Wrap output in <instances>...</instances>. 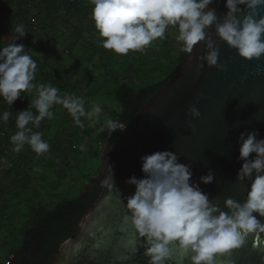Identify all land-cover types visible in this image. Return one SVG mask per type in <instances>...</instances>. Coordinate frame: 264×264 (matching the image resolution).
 I'll return each mask as SVG.
<instances>
[{"label": "clouds", "instance_id": "9594fccd", "mask_svg": "<svg viewBox=\"0 0 264 264\" xmlns=\"http://www.w3.org/2000/svg\"><path fill=\"white\" fill-rule=\"evenodd\" d=\"M90 3L94 6L92 20L102 37L100 46L115 54L143 53L154 41L164 40L166 30L172 26L178 31L175 39L182 44V52L191 53L194 46L203 42L206 52L198 59L223 71L218 64L219 48L205 31L215 25L217 36L241 58L258 60L264 55V15H260L264 0H226L228 11L222 22H218L215 9L205 11L213 0H90ZM240 5L245 7L241 9ZM258 15L260 18L256 19ZM14 32L12 43L0 48V98L12 106L22 93H35L36 98L28 108L17 112V131L10 136V142L16 153L27 144L40 156L49 151L50 145L43 139V133L33 128H39L45 118L53 119L55 105L66 109L80 128L85 127L84 121L99 123L102 108L99 103H92L86 110L82 97L61 95L51 83H34L37 63L25 46L16 42L27 31L19 24ZM189 111L193 118L200 116L196 107ZM10 116L5 110L0 120L6 123ZM123 128L118 121L107 119L98 132L110 136ZM258 135L255 130L240 134L239 159L244 162L237 180L249 179L251 185L243 203L233 198L224 201L227 211L212 203L198 183L190 182V166L178 163L173 152L157 151L141 157L144 178L132 176L126 181L135 186V192L127 197L125 207L129 214L124 220L130 221L139 239L143 238L148 264H166L172 256L169 247L172 244L190 254L191 264H232L218 261L217 256L240 249L250 235L264 234V221L254 215L264 217V139H257ZM79 148L84 151L85 145L80 144ZM253 153L254 158L249 159ZM213 179L210 172L200 182L209 184ZM261 260L264 264V256Z\"/></svg>", "mask_w": 264, "mask_h": 264}, {"label": "water", "instance_id": "95a60500", "mask_svg": "<svg viewBox=\"0 0 264 264\" xmlns=\"http://www.w3.org/2000/svg\"><path fill=\"white\" fill-rule=\"evenodd\" d=\"M225 4L226 0H213L205 11L215 9L222 22L228 11ZM205 31L219 48L218 64L224 70L198 59L206 52L203 42L185 54L172 78L142 103L126 126L122 124L118 152L113 156L103 144L100 155L105 162L96 176L99 195L46 264H148L143 238L124 220L129 214L127 197L135 192V186L126 181L132 176L144 178L141 157L157 151H171L178 163L189 165L190 182L198 183L222 210L227 211L224 201L228 198L241 203L246 199L251 180H237L244 162L239 159L238 140L241 133L253 130L259 133L257 139H264V55L245 60L217 36L215 25ZM192 107L199 110L198 118L190 115ZM254 156L250 154L249 159ZM210 172L213 181L201 183L200 178ZM169 247L172 256L166 264H191L190 254L175 244ZM262 256L264 234L250 235L244 246L229 255H218L217 260L262 264ZM10 258L12 255L5 264Z\"/></svg>", "mask_w": 264, "mask_h": 264}, {"label": "trees", "instance_id": "16d2710c", "mask_svg": "<svg viewBox=\"0 0 264 264\" xmlns=\"http://www.w3.org/2000/svg\"><path fill=\"white\" fill-rule=\"evenodd\" d=\"M93 7L90 0H0V48L12 43L16 35L14 32L15 26L23 24L27 33L25 37L16 42L18 44H23L26 51L37 63L38 71L34 83H51L60 90V94L61 92L66 94V92L69 91L72 95L82 98L85 97L86 100L84 102H86V110L90 109L92 105L90 102H94L96 99L101 102H106V100H103L105 98L102 99L103 101L101 98H97L100 94V89L98 87V90L95 92L94 87H89L90 84H95L94 81H98L103 74L99 72L97 77H88L85 84L87 83L86 88L89 92L87 91L84 93L80 84L78 88L74 86V84L78 82L69 80V73L65 67L61 66L62 61H60L61 58L58 59V57L67 56L68 52L74 50L76 45H79V51L81 48L82 50L92 52L96 49V39L91 35V33H94L97 35V55L99 54L101 58L97 65L91 68L85 66L84 69H87L88 72H92L93 70H99L100 65H107L106 62H103V54H105L104 51H106V49L100 46L102 37H100L96 30L94 21L91 20L92 18L89 19V17H87L89 14H92ZM64 15L67 19L63 18ZM70 26L73 29V36H76L74 41L65 34L67 31H64L65 28ZM84 27H86L87 34H85L86 31H84ZM87 27L89 28L87 29ZM170 28L176 37L178 35L177 29L172 26H170ZM1 31H7L6 35H8V37L5 35L6 39ZM87 35L88 37H86ZM42 37H46L47 39ZM164 41V43L167 44L166 47L165 45L157 44L154 49L158 46L164 47L165 50L167 47L168 49L174 47L172 38L169 39L166 37ZM177 44L179 51L176 58L174 57V60L173 58L169 60L170 57H164L163 61L159 62L161 67H163L164 64L168 67L166 70L167 72L165 74H161L162 72L158 73L159 77L150 82L143 80V82H147L141 86H139V84L143 82H136L134 79L129 80L130 78L127 76V71H129L128 68H122V74L124 75L119 74V76H116V74L111 73L110 70L104 73V75L110 77L106 80H110L115 84V88L111 93L109 92L110 90L107 89L104 91V95H110L119 105V110L117 112L111 111L108 116V113L105 114L107 116L103 117L105 121L107 120L106 118H110L126 126L132 117L136 115L142 103L149 99L158 88L166 84L172 78L178 63L186 54L181 51L182 44L178 41ZM109 53L116 59L117 63L120 62L122 65L142 66L146 63L142 62L143 58H140L139 54L135 57L136 59L132 58L131 60L129 57H127V59H121L112 50H109ZM141 54L145 55V53ZM153 67L154 66H151V71L154 70ZM95 85L97 86V84ZM35 98L34 92H24L21 94V98L15 101L12 106L7 105L4 100L0 98V115H2L5 110L11 113L10 119L6 123L0 120V166L6 164L9 166L8 169L10 171H14L15 175L19 173L14 169L19 163L21 154L12 151L11 147H13V145L10 142V136L17 131L15 123L17 112L27 109L29 103L34 101ZM106 107L108 108L109 105H106ZM102 108H104V106H102ZM63 110L67 112V110L60 105H55L52 109L54 113L58 111L62 115ZM32 111L35 113L34 108ZM69 119L73 121L72 117L68 118V121ZM44 120L47 122L48 119L45 118ZM86 122L88 121H84V123ZM104 123L102 125H104ZM99 128L100 126L94 127L93 129L85 126L82 128L80 135L83 139H88L87 137L90 136L87 130H92L96 145L106 143L109 152L114 156L118 152V144L122 130H117L109 136L107 132L99 133ZM45 130L46 125L44 121H42L39 128H33V131H39L41 133H45ZM51 147L54 152V150H56V144L53 143ZM74 147L75 145L73 144L72 148ZM24 148L27 153L29 152L34 155L27 144ZM100 159L103 164L105 160L101 155ZM5 160L7 163L2 162ZM6 174L9 175L8 173ZM100 177H102V175ZM0 178H2V175H0ZM86 181L88 182L84 183L79 193L73 198L64 199L54 205H47L41 202L33 205L31 216H28L29 224L25 226L22 231V241L15 250L2 256L0 264L3 263V260H7L9 255H12V258L8 260L9 264H46L58 243L71 235L75 223L99 195L100 185L98 179L88 175ZM1 230L2 225L0 226V231Z\"/></svg>", "mask_w": 264, "mask_h": 264}, {"label": "rangeland", "instance_id": "374dc122", "mask_svg": "<svg viewBox=\"0 0 264 264\" xmlns=\"http://www.w3.org/2000/svg\"><path fill=\"white\" fill-rule=\"evenodd\" d=\"M171 31L172 30L169 26L168 30H166L168 38L172 35L170 33ZM1 32L4 36L7 33V31ZM6 36L8 37V35ZM6 36L4 37L5 39ZM42 38L45 39L46 37ZM160 42V40L157 41L158 44ZM151 49H154L153 45ZM84 51L86 50H82L80 48V52ZM147 51L149 50L147 49ZM178 51V44L169 49L167 47L166 50L164 47L158 46L154 52L150 51L149 54L153 56V58L148 63L142 65L143 67L131 66L127 64L122 65L120 62L117 63L116 59L111 55V53H109V50L104 51L105 54H103V62H106L107 65H100L99 70H97L96 73L101 72L103 75L98 81H94L100 89V94L97 98H101V100L105 98L103 100H106L107 105H109L108 108L105 105L104 108H102V113L100 114L102 115V119L103 113H108V116L111 111L117 112L119 110L118 103L114 101L110 95H104V91L107 89L110 90L109 92L111 93V91L115 88V84L112 81L106 80L110 77H108V75H104L105 72L110 70L111 73L119 76V74L124 75L122 74V68H128L129 71H127V76H129V80L134 79L136 82H143V80H147L150 82L159 77L158 73L162 72L161 74H165L167 72L166 70L168 67L165 64L161 67L159 62L163 61L164 57H170L169 60L172 58L174 60V57L176 58L178 55ZM73 55H75V52ZM60 58V61L63 63V61L67 60L68 57L65 55L58 57V59ZM82 62L86 63L84 60ZM78 64L80 65L81 63ZM62 65L63 64H61V66ZM152 65H154V70L152 69L153 71L149 68V66ZM147 81L139 84V86L143 85ZM86 84L85 86L81 85L83 90L86 89ZM95 84H90L89 87L93 88L96 86ZM74 86L78 88L80 85L75 83ZM63 94L64 93L61 92V95ZM66 94H70V92L68 91ZM90 103L92 104L94 102ZM70 117L71 116L63 110V115L57 111L54 113L53 119H48L47 122L43 120L46 125V130L44 131L45 133H43V139H45L50 145L49 151L41 154L44 157V161L41 159V162H34L31 160L32 154L29 152L27 153L26 149L23 148V150L18 153H23V155L21 158L19 157L20 160L18 158L19 163L14 169L19 172L18 175H15L14 171H10L8 169L9 166L6 164H2L0 166V175H2V178H0V226L2 225V230L0 231V259L5 254L15 250L22 241V231L23 228L29 224L28 216H31V209L33 208V205H36L38 202L45 203L47 205H54L64 199L75 197L80 190V178L83 176L87 177L89 174L97 172L98 167L100 166V152L103 147L100 148L98 144H91L89 146V144L86 143L80 135L82 128L76 126L72 120L69 119L68 121V118ZM87 124L88 127H91L89 123ZM95 126L97 127L96 124ZM87 133L91 138L90 139L88 137L87 140H89V142L94 141L95 137L92 130H87ZM53 143L56 144V150H54V152L51 147ZM94 143L96 142L94 141ZM73 144L75 145L74 148H72ZM80 144L85 145L84 151L80 150ZM11 148L13 151V147ZM49 160L54 164L53 166L49 164ZM60 168L61 173L58 172ZM54 170H56L55 173H58L57 176L55 174L54 176L53 174L51 175ZM38 172H40L39 175L37 174ZM97 174L94 177H96ZM62 175L66 176V178L64 179ZM87 182L88 181L85 183ZM10 256L11 255H9L8 258ZM5 263L6 260H3L2 264Z\"/></svg>", "mask_w": 264, "mask_h": 264}, {"label": "crops", "instance_id": "0c3cea01", "mask_svg": "<svg viewBox=\"0 0 264 264\" xmlns=\"http://www.w3.org/2000/svg\"><path fill=\"white\" fill-rule=\"evenodd\" d=\"M87 17H89V19H91L90 17H92V15L91 14H89V16H87ZM63 18L64 19H67L66 18V16L64 15L63 16ZM92 20V19H91ZM89 27H87V29H88ZM84 29V31H86V27H84L83 28ZM168 30V29H167ZM64 31H67V33H65V34H67V36L69 37V38H71L73 41L76 39V36H73V29H72V27L70 26V27H68V28H65V30ZM88 32L86 31V33L85 34H87ZM167 33V32H166ZM166 33H165V37H168V35H166ZM172 35V37H170L169 36V39H171L172 38V40L173 41H175L173 44H174V46L177 44V41H176V39H174V37H175V35H174V33L171 31L170 32ZM168 34V33H167ZM91 35L93 36V38L94 39H96V44H95V48L96 49H94L92 52L91 51H84V52H80L79 51V45H76L75 46V48H74V50H72V51H70V52H68V54H67V60H65V61H63V67H65L66 68V70L68 71V73H69V80H72V81H74V82H78V84H80V85H82V86H85V81L88 79V77H90V76H93V77H97L98 75H99V73H96L97 72V70H93L92 72H88L87 71V69H84V67L85 66H88L89 68H91L92 66H94V65H97V63H98V61L100 60V55L98 54L97 55V35L96 34H94V33H91ZM73 36V37H72ZM86 37H88V35L86 36ZM158 41V40H157ZM157 41H154L153 43L154 44H152L153 45V48H155V46L158 44L157 43ZM161 42L159 43V44H162V45H165V47L167 46V44L166 43H164L165 41L164 40H160ZM151 45V46H152ZM151 46L148 48V50L149 51H145V52H143V53H145V55H143V54H141V52H132V51H130L129 52V54L128 55H126V56H122V55H119V54H117L121 59H127V57H129V58H131V60H132V58H134V59H136L135 57H137L138 56V54H139V57L140 58H143V60H142V62H146V63H148L152 58H153V56H151L149 53H150V51H155L156 49H151ZM75 52V55H73V53ZM85 61L86 63H83L82 61ZM78 63H81L80 65L78 64ZM145 63V64H146ZM152 66H154V65H152ZM149 68L151 69V66H149ZM88 73H90V74H88ZM96 90H98V88H97V86H95L94 87V92L96 91ZM88 91V89L86 88L85 90H84V93L85 92H87ZM89 92V91H88ZM83 99H84V101L86 100V98L85 97H83ZM94 103H101V108H102V106H106L107 105V103L106 102H101V101H98L97 99H96V101H94ZM85 105H86V102H85ZM108 106V105H107ZM102 113V112H101ZM105 114H107V113H103V117L105 116V117H107ZM106 119H108V118H106ZM105 122V119L103 118L102 119V115H100V118H99V123H97L96 125H97V127H101L102 126V124ZM88 122H86L85 123V126H87L88 124H87ZM89 124L91 125V129H93L94 127H96L95 125H92L91 124V122H89ZM88 127V126H87ZM85 137H87V136H85ZM88 138V137H87ZM90 138V137H89ZM84 141L86 142V143H88L89 144V146L91 145V144H96V143H94V141H90L89 142V140H87V139H84ZM22 155H23V153H21V157H22ZM44 161V157L41 155V156H37V154L36 153H34V155H31V160H33L34 162L35 161H42V160ZM50 161V160H49ZM48 161V162H49ZM40 162H37V163H40ZM49 164H51L52 166L54 165L53 163H51V161L49 162ZM101 166H102V162H100V166L98 167V170H97V172H95V173H93V174H89V176L91 175V176H95L98 172H99V170H100V168H101ZM56 172V170H54V172H52L51 173V175L53 174V176H54V174L57 176V174L58 173H55ZM58 172H60L61 173V168H60V170L58 171ZM38 175L40 174V172H38L37 173ZM64 177V179L66 178V176H63ZM73 179V178H72ZM81 179V182H80V184H81V186H80V189L82 188V186L84 185V183L86 182V177L85 176H83L82 178H80ZM78 183H79V181H78Z\"/></svg>", "mask_w": 264, "mask_h": 264}, {"label": "built area", "instance_id": "2783aa9c", "mask_svg": "<svg viewBox=\"0 0 264 264\" xmlns=\"http://www.w3.org/2000/svg\"><path fill=\"white\" fill-rule=\"evenodd\" d=\"M120 123V122H119ZM121 125H122V123H120ZM98 146L100 147V148H102L103 147V144H98Z\"/></svg>", "mask_w": 264, "mask_h": 264}]
</instances>
